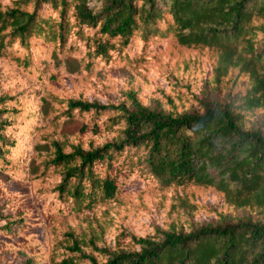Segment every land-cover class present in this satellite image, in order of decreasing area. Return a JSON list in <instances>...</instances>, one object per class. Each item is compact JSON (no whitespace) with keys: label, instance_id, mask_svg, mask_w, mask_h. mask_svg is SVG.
I'll return each instance as SVG.
<instances>
[{"label":"trees","instance_id":"obj_1","mask_svg":"<svg viewBox=\"0 0 264 264\" xmlns=\"http://www.w3.org/2000/svg\"><path fill=\"white\" fill-rule=\"evenodd\" d=\"M33 244L264 264V0H0V252Z\"/></svg>","mask_w":264,"mask_h":264},{"label":"rangeland","instance_id":"obj_2","mask_svg":"<svg viewBox=\"0 0 264 264\" xmlns=\"http://www.w3.org/2000/svg\"><path fill=\"white\" fill-rule=\"evenodd\" d=\"M110 76H118L125 83H133L135 80L133 77L125 70L121 71H110L108 72ZM18 187L22 188L21 193H19V199H17V206L26 207L28 212H33L29 206L30 196L28 193H25L23 185L18 183ZM12 203V202H11ZM9 203V204H11ZM242 214V213H241ZM44 236V229H42L41 237ZM43 254L42 247L40 244H33L27 248H15L8 249L0 252V264H22L23 261H26L29 257L39 259Z\"/></svg>","mask_w":264,"mask_h":264}]
</instances>
